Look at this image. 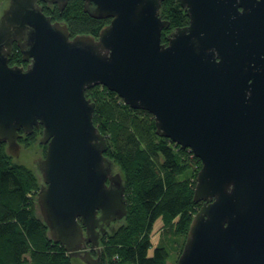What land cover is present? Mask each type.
Masks as SVG:
<instances>
[{"label": "water", "instance_id": "95a60500", "mask_svg": "<svg viewBox=\"0 0 264 264\" xmlns=\"http://www.w3.org/2000/svg\"><path fill=\"white\" fill-rule=\"evenodd\" d=\"M68 2L6 0L0 18V142L18 157L21 132L43 128L37 203L53 242L102 264L104 250L93 256L87 244L99 246V222L128 215L86 97L103 86L202 162V206L177 264H264V0H180L190 22L166 43L163 0H83L85 13L111 21L98 37L73 38L41 5ZM15 45L26 68L9 64Z\"/></svg>", "mask_w": 264, "mask_h": 264}, {"label": "trees", "instance_id": "16d2710c", "mask_svg": "<svg viewBox=\"0 0 264 264\" xmlns=\"http://www.w3.org/2000/svg\"><path fill=\"white\" fill-rule=\"evenodd\" d=\"M41 5L53 22L68 25L72 38L98 37L111 21L85 13L83 0H69L63 11L57 5ZM161 17L170 23L163 31V43L169 33L190 22L180 0H163ZM22 63L15 45L9 64ZM86 97L95 103L93 122L107 139L106 157L120 168L127 199L124 224L103 238L102 264H169V252L163 247L149 256L151 230L159 219L165 228L174 229L183 240L181 254L193 216L202 206L194 201L202 162L189 149L160 137L153 115L132 109L116 93L96 86L86 91ZM41 129L20 138V144L28 146ZM39 187L36 174L15 164L0 142V264H75L76 259L53 242L43 218L36 214Z\"/></svg>", "mask_w": 264, "mask_h": 264}, {"label": "rangeland", "instance_id": "374dc122", "mask_svg": "<svg viewBox=\"0 0 264 264\" xmlns=\"http://www.w3.org/2000/svg\"><path fill=\"white\" fill-rule=\"evenodd\" d=\"M5 5H6V0H0V18L5 8ZM40 133L37 135L34 141L29 143L28 146L26 145L27 143L21 144V153L18 157H13V162L18 165H23L27 167L28 169H30L31 171H33L37 176L39 184L41 185L42 179L40 178V175L37 172L36 159L43 156L44 154L43 150L45 148L42 147L41 143L39 142L40 138L42 137V133L41 134ZM23 137L26 138L27 136H23ZM116 171H120V168L118 166H116ZM192 179L193 177L191 178V180ZM39 190H40V187H39ZM36 214L39 217H42L40 208L39 206H37V204H36ZM123 224L121 225L117 224L115 226V230H118ZM150 237H151L152 246L149 250V256H152L154 254V250L156 248L163 247L169 252V255H170L169 264H177L178 259L180 257L179 256L180 248H181L180 245L183 242V240L181 239V237L174 234V229L165 228L163 221L159 219L155 222L153 229L151 230ZM101 246L105 247V244L103 243V241H102ZM75 259H76L75 264H84L78 258H75Z\"/></svg>", "mask_w": 264, "mask_h": 264}, {"label": "flooded vegetation", "instance_id": "af4514ba", "mask_svg": "<svg viewBox=\"0 0 264 264\" xmlns=\"http://www.w3.org/2000/svg\"><path fill=\"white\" fill-rule=\"evenodd\" d=\"M27 65H28V63H25V62H23L21 65H15V66H19V67H23V68H26L27 67ZM41 133L43 134V128L41 129ZM22 136H21V138L23 137V136H27V135H24L23 133L21 134ZM41 139V138H40ZM39 142H40V140H39ZM42 145V144H41ZM42 147H44L45 149L43 150V156L42 157H40V158H38V159H36V161L37 160H39V159H45V157H46V154H47V146H43L42 145ZM37 166V165H36ZM38 172V171H37ZM114 173L116 174V173H118V171H116V169L114 170ZM39 174V173H38ZM40 175V174H39ZM40 178H41V176H40ZM42 179V178H41ZM44 183H43V181L41 182V185H40V187L43 185ZM101 216V212L99 211L98 212V215H97V217L99 218ZM80 221V220H79ZM81 222V221H80ZM121 225L122 224V221H112V222H110V223H105V222H99V226H98V228H97V243H98V247L96 248V249H94V250H91L90 249V244H87V249L88 250H90L91 251V253H92V255L93 256H96V253H97V250H104V247H102L101 245H102V241H103V238L104 237H106L109 233H111L112 231H114L115 230V226L116 225ZM102 230H104V233H103V231ZM85 235H86V232H85ZM102 255H103V253L101 254V262H102Z\"/></svg>", "mask_w": 264, "mask_h": 264}]
</instances>
